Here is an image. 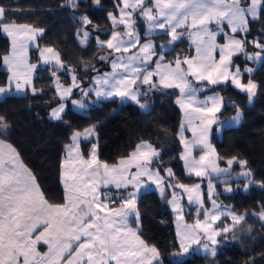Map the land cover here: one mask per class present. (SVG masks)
Returning a JSON list of instances; mask_svg holds the SVG:
<instances>
[{"label":"snow or ice","instance_id":"obj_1","mask_svg":"<svg viewBox=\"0 0 264 264\" xmlns=\"http://www.w3.org/2000/svg\"><path fill=\"white\" fill-rule=\"evenodd\" d=\"M93 2L97 6L101 4V0ZM68 5L75 9L79 7V0H68ZM116 7L118 14H107L113 29L110 38L95 37L99 49L108 51L107 56L101 55L98 59L109 61L112 71L95 77L92 87H80L74 70L65 67L55 48L45 46L40 49L42 65H51L45 70L54 78L58 96L49 119L67 124L65 111L69 100L79 110L88 108L86 101L98 103L119 99L122 103L131 101L148 111L150 92L177 89L176 103L183 110L187 127L193 134L191 141L186 140L182 127L184 153L181 159L188 174L209 176L210 199L214 194L211 174L229 178L223 181L227 192L232 191L230 179L242 180L245 191L253 185L264 189V180L254 176L246 159L222 157L209 143L212 125H216L218 131L224 128L218 115L224 108V98L217 92L200 100L198 94L204 91V85L194 86L199 82L213 86L230 83L246 93L251 103L260 89L252 76L255 70L247 65L242 70L233 58L243 55L253 63L264 60V36L249 41L246 35L250 31V20L264 16V0H118ZM9 12L0 3V31L11 38V54L2 58L11 75L7 85L0 86V96L29 91L38 95L43 89L34 85L33 76L41 65L29 63L27 53L30 44L39 47L37 41L44 36L45 29L16 23L9 18ZM137 14L148 22L143 40L133 19ZM77 19L80 22L77 39L86 47L92 37L88 25H93V21L86 14ZM225 23L231 34L225 33V42L218 43L217 36L224 31ZM212 24L216 25L215 29L209 27ZM178 29L191 30L189 35L195 45V55L178 56L174 61H168L165 51L185 34ZM157 30L170 38L167 45H157L153 41L152 36ZM238 33L241 35L237 36ZM249 45L255 50L249 52ZM89 66L85 64V67ZM150 66L154 68L150 70ZM61 71L73 73L70 86L61 83L57 75ZM144 85L148 87L143 88ZM74 89H79L80 99L72 98ZM93 96L95 99L91 100ZM234 107L236 115L232 121L238 124L242 113L238 106ZM9 130L7 119L0 116V264H164L160 250L147 243L139 230L138 200L141 189L147 190L151 185L159 189L161 196L170 188L182 189L188 194L189 203L198 205L197 216H200L203 200L199 184L189 186L179 182L171 168L164 170L166 177L162 176L161 170L153 167L154 161L159 163L160 152L143 141L117 163L102 161L97 152L95 124L82 131L73 130L61 163L62 202L52 203L41 190L36 176L23 163L20 153L8 142ZM82 141L91 142L87 158L81 152ZM196 146L204 152L198 159L193 157ZM234 165L239 172H233ZM171 195L168 203L179 222L178 247L170 253L173 264L182 260L193 245H199V250L214 257L217 245L237 238L235 233L228 234L244 220L243 215L220 209L212 200V210L204 209L203 219L198 218L188 225L183 223L184 209L179 204L182 196L175 191ZM222 216H230L232 224L213 227ZM259 218L264 220V205ZM130 219L135 222V228ZM202 240L205 243H201ZM40 245L47 246V251H39Z\"/></svg>","mask_w":264,"mask_h":264},{"label":"trees","instance_id":"obj_2","mask_svg":"<svg viewBox=\"0 0 264 264\" xmlns=\"http://www.w3.org/2000/svg\"><path fill=\"white\" fill-rule=\"evenodd\" d=\"M116 1L101 0L98 7L93 0H79V7L75 9L68 5V0H0V3L10 10L9 18L16 23L43 27L45 33L39 40V49L45 46L55 48L65 67L74 70L78 78L85 79L91 73L100 72L102 60L98 58L107 54V51L99 49L95 37L105 40L109 36L111 26L107 14L116 12ZM84 14L97 26L88 25L89 29H94V35L86 47L77 39V30L80 28L77 17ZM138 28L143 40L145 24H138ZM262 36L264 16L250 24L247 40ZM154 39L159 43L168 37L156 36ZM39 49L31 52L34 64H39ZM254 50L249 45L248 51ZM9 51L10 41L0 31V86L8 82V73L2 69V58ZM185 55L192 56L193 49L187 40H182L165 54V58L174 61L178 56ZM233 62L240 66L247 65L243 56L235 57ZM85 64L91 66L85 67ZM48 68L38 67L34 79V85L42 88L43 92L38 95L29 93L23 97H7L0 101V116H4L10 124L8 142L20 153L23 163L36 176L50 202H62L61 163L65 156V145L70 143L73 130L82 131L92 124L97 125V152L102 161L117 163L120 158L128 156L137 144L148 142L161 152L159 163L154 161L153 164V167L161 170V175H165L166 168H171L181 183L190 185L200 182L197 178L186 176L181 159L183 145L179 139V129L182 113L176 104L179 95L177 90L159 89L150 92L148 112L138 105L124 104L115 99L103 102L100 107H94L82 115L75 112L71 102H68L65 112L68 123L53 122L49 119V112L56 106L58 96L53 87L54 78L50 71L45 70ZM68 74L70 72L57 73L65 85L70 83ZM252 76L260 85L253 104L249 103L246 94L236 90L230 83L210 89V92H218L224 98V109L219 114L221 122L236 114L234 105L243 114V122L239 127L224 130L222 140L218 139L215 131L211 141L220 156L246 159L254 176L264 180V60ZM81 148L83 155L88 157L91 142H83ZM221 165L224 166V163L221 162ZM232 184L235 188L233 194L227 196L221 193L218 201L230 206L236 214L245 215L244 220L228 234L231 236L235 233L237 238L222 244L214 257L193 254L176 261V264H264V222L257 217L264 205V189L254 186L245 193L243 181ZM170 196V192L164 196L149 192L138 200L142 238L160 250L164 264H173L170 253L178 247L175 219L168 203ZM209 204L206 198L205 207ZM197 208L186 209L189 222L203 219L204 212L198 217ZM229 222L224 219L220 224ZM132 225H135L134 222Z\"/></svg>","mask_w":264,"mask_h":264},{"label":"crops","instance_id":"obj_3","mask_svg":"<svg viewBox=\"0 0 264 264\" xmlns=\"http://www.w3.org/2000/svg\"><path fill=\"white\" fill-rule=\"evenodd\" d=\"M15 1H19V0H15ZM117 3H118V0L116 1V5H117ZM118 11H119V9L116 7V12H115L114 14H118ZM133 19L136 21V25H135V27H136V30H137V32L140 34L141 39H142V34H141L140 31H139L138 24H140V23H144V24H145V31H144V36H145V33L147 32V24H148V22L142 20V19H141V16L138 15V14H137V15H134V16H133ZM108 21H109L110 26H111L109 33H111V31H112L113 29H112V25H111V22H110L109 18H108ZM257 21H258V20H255V21H251V20H250V23H249V29H250V24H251L252 22H257ZM209 27L215 29V28H216V25H215V24H212V25H210ZM88 28H89V26H88ZM223 28H224V31L221 32V33H219V35L217 36V42H218V43H224V42H225V35H224L225 33L231 34V32H230V27H229L226 23L223 25ZM90 30L92 31V33L94 32V29H90ZM178 31L184 32L185 34L182 36V38H181L180 40H178V41H176L174 44L170 45V46L167 48V50L165 51L164 54L170 52V51L173 49L174 45H176V44L179 43L180 41H182V40H187L188 43H189V46L193 49V55H192V56H194V55H195V45L193 44V39H192V37L189 35V31H191V30H189V31H185L184 29H178ZM248 33H249V32H248ZM248 33H247V34H248ZM247 34H246V35H247ZM3 35H4L6 38H8V40L10 41V51H9V53L7 54V55H10V54H11V38L8 37V36H6L4 33H3ZM240 35H241V34H239V33L237 34V36H240ZM92 36H93V34H92ZM156 36H166L162 31L157 30L156 34L152 36V39H153V41H154L157 45H160V44L167 45V44H168V40L170 39L168 36H167V37H168L167 40H165V41H161V42H159V43L154 39V37H156ZM41 38H42V37L38 38V41H37L38 44H39V40H40ZM109 38H110V37L108 36L105 40H107V39H109ZM37 49H39V47H34V46H32V44L29 45L28 53H27V58H28V62H29V63L34 64V63L32 62V60H31V52L34 51V50H37ZM40 49H42V48H40ZM40 49H39V55H40ZM133 51H135V49H133ZM107 55H108V51H107V54H105V56H107ZM215 55H216L217 58H218V56H219V51H218V50H217V52L215 53ZM239 56H243V55H239ZM239 56H236V57H239ZM234 58H235V57H234ZM234 58H233V59H234ZM243 59L246 60L244 56H243ZM246 61H247V66L254 68L255 71H256V69L261 65V63L263 62V60L260 61V62H258V63H253L252 61H249V60H246ZM39 65H41V67H43V68H45V67H51V65H42V63H41V61H40V58H39ZM240 67H241V69L243 70L244 66L241 65ZM153 68H154V66H150V70L153 69ZM2 69H3L5 72L8 73V79H9L11 73L8 71L7 66L4 65V63L2 64ZM99 70H100L99 73H97V71H96L95 73H91V74H90L87 78H85V79H81V78H78V77H77V79L80 80V82H81V83H80V87H81V88L92 87V86L94 85V79H95V77H97L98 75H102L103 73H106V72H111V71H112V68H111V64H110V62L107 61V60L102 61V63H101L100 66H99ZM255 71H254V72H255ZM254 72H253V74H254ZM72 74H73V73L68 74V76H69V78H70V83H69L68 85H65V84L63 83V81L60 79L61 83L64 84L65 86H70L71 83H72V79H71ZM253 74H252V75H253ZM75 75H76V74H75ZM35 76H36V73H35L34 76H33V83H34ZM76 76H77V75H76ZM154 79H157V80H158V77H155ZM189 79H192V78L189 77ZM246 79H247V74H245V80H246ZM7 83H8V82H7ZM137 84H139V81L137 82ZM202 84L204 85V91H202V92H200V93L198 94L200 100L205 99L207 96H211V95H213L215 92H210V89H211L212 87L219 86V85H215V86H213V85H207L206 82L195 83L194 86H196V87H200ZM221 85H222V84H221ZM53 87H54V82H53ZM233 87H234V86H233ZM234 88H235V87H234ZM54 89H55V88H54ZM235 89H236V88H235ZM175 90H177V89H175ZM236 90H238V89H236ZM177 91H178V90H177ZM238 91H239V90H238ZM178 92H179V91H178ZM239 92H241V91H239ZM29 93L31 94V92L29 91L27 94L0 96V101L4 100V99H6L7 97H10V96L23 97V96L28 95ZM241 93H243V92H241ZM75 94H76V97L74 96ZM243 94H246V93H243ZM219 95H220V94H219ZM246 95H247V94H246ZM178 96H179V95H178ZM220 96H221V95H220ZM72 98H75V99H80V98H81V97H80V93H79V89H74V90H73V97H72ZM177 98H178V97H177ZM255 98H256V96L253 97V99H252V101H251L250 104H253ZM94 99H95L94 96L91 97V100H94ZM110 100H115V99L101 100V101H99L98 103H92L91 101H86V102H88V104H89V106H88V108H87L86 110H79V109L75 108L72 104H71V105H72V108L74 109L75 112H77V113H79V114H82V115H86V114L88 113L89 110L93 109L94 107H100L101 104H102L103 102L110 101ZM176 100H177V99H176ZM68 102H70V100H69ZM68 102H67L66 110H67V108H68ZM127 103L135 104V103H133V102H131V101L124 102V104H127ZM176 104H177V103H176ZM135 105H136V104H135ZM177 106L179 107V105H177ZM179 109L181 110V113H182L181 124H180V129H179V139L181 140V130H182V127H183V133H182V134H183V137H184L186 140L191 141V140L193 139L192 131H191L190 128L187 127V124H186V121H185V118H184V112H183V110H182L180 107H179ZM223 109H224V108H223ZM223 109H222V111H223ZM149 110H150V108H149V106H148V111H149ZM143 111H144V110H143ZM148 111H145V112H148ZM222 111H221V112H222ZM65 112H66V111H65ZM240 112H241V111H240ZM241 113H242V112H241ZM219 114H220V113H219ZM219 114H218V115H219ZM235 115H236V114H235ZM235 115H234V116H235ZM234 116H233V117H234ZM51 121L56 122V121H54V120H51ZM242 122H243V114H242L241 120H240V122H239L238 124H236L234 121H232V117L229 118L228 120H226L225 122H223V124H224V128H223L221 131H218V130H217L216 125H212V127H211V131H210V133H209V137H208L209 143L212 144V141H211V140H212L213 133H214L215 131L217 132L218 139H219V140H222L224 130H226V129H230V128H237V127H239V126L242 124ZM83 142H89V141H82V142H81V145H82ZM181 143H182V142H181ZM182 145H183V152H182V154H183V153H184V144L182 143ZM212 146H213V144H212ZM213 147H214V146H213ZM214 148H215V147H214ZM81 152H82V148H81ZM159 152H160V151H159ZM216 152H217V150H216ZM82 154H83V152H82ZM203 154H204V152L201 150V147H200V146H196V147L193 148V157H195V158L198 159L199 156H201V155H203ZM160 155H161V152H160ZM181 157H182V155H181ZM85 158H87V157H85ZM182 160H183V159H182ZM183 163H184V161H183ZM224 166H225V165H224ZM224 166L221 165V167H224ZM133 171H135V169H133ZM172 171H173V170H172ZM239 171H240V169H239L237 166L234 165V166H233V172H239ZM173 173H174V172H173ZM185 173H186V176H187V177H193V178H197V179L200 180V182H197V183H194V184H190L189 186H192V185H195V184H199V185H200L201 199L204 201V189H205V188H206V192L209 194V189H208L209 176L206 175L205 177H196V176H194V175H189L188 172H187V170H186V168H185ZM210 178H211V182H212V184H213V186H214V188H213V193H214V194L212 195L213 197L219 196L221 193L224 194V195H227V196L232 195L233 192H234V188H233V184H232V183H233V182H238V181L235 180V179H230L229 182L232 184V185H231V186H232V191H231V192H227V191H225V184H224L223 181L226 180V179H229V178H227V177H217L215 174H211V175H210ZM241 181H242V180H241ZM241 181H239V182H241ZM254 186H256V185L249 186L248 189H247V191L244 190V192H245V193H248V192L250 191V189H251L252 187H254ZM172 191H175L178 195H179L180 193H183V195H184V199H183V200L179 199V204H180L181 207L184 209V213H183V215H184V220H183V223H186V224H188V225H192V224H194L196 220H195L194 222H189V221L187 220V218H186V209H187V207H190V208L198 207V205L195 204V203H189V201H188V194H187V193H184L182 189H179V188L171 189V188H170V189H168V190L166 191V194H167L168 192L172 193ZM149 192H156L159 196H161L159 189L156 188L155 185H151L147 190L141 189V195H140V197H141L142 195L146 194V193H149ZM166 194H165V195H166ZM139 199H140V198H139ZM171 199H172V195L170 196V199H169V200H171ZM169 207H170V209H171V211H172V214H173V216H174V219H175V220H174V224H175V232H176V237H177V224H178L179 222L177 221L176 213L173 211V208H172V206H171L170 204H169ZM218 207H219L220 209H227V210H229L230 212H233V213H234V211H233V209H232L231 207H224V206H220V205H218ZM211 210H212V208H211L209 211H211ZM235 214H236V213H235ZM243 216L245 217V215H243ZM257 217L259 218V215H257ZM224 219H228V220L230 221L229 223H227L228 225H231V224H232V221H231V217H230V216H222L221 219H220L219 221H217L215 225H213V227H219L221 221L224 220ZM259 219H260V218H259ZM260 220H261V219H260ZM261 221L264 222V220H261ZM133 222H134V221L130 219V224H131V226L135 228V227H136V224H135V222H134L135 225L133 226V225H132ZM233 228H234V227H233ZM139 230H140V218H139ZM201 243H205V241L202 240ZM177 244H178V237H177ZM220 246H221V245H217V254H218V249H219ZM38 250L41 251L42 253H43V252H46V251H47V246H45V245H40V246H38ZM193 254H195V255H199V256H202V257H212V256H209V255L205 254L202 250H199V245H193V249L190 250L189 253L185 255V258H188L189 256H191V255H193ZM217 254H216V255H217Z\"/></svg>","mask_w":264,"mask_h":264},{"label":"rangeland","instance_id":"obj_4","mask_svg":"<svg viewBox=\"0 0 264 264\" xmlns=\"http://www.w3.org/2000/svg\"><path fill=\"white\" fill-rule=\"evenodd\" d=\"M141 19L142 20H144V21H146V19H144L142 16H141ZM93 35H94V33H92ZM225 122V121H224ZM223 123V122H222ZM148 143V142H147ZM166 173H165V175H162V176H165L166 177ZM232 185V184H231ZM233 188H234V186H233ZM234 190H235V188H234ZM243 190H244V188H243ZM180 196H182V198H181V200H183L184 199V195H183V193H180L179 194ZM206 198L208 199V201H209V206L208 207H205V200H206ZM212 200H215L216 201V204L217 205H220V206H224V207H230V206H227V205H224V204H222L221 202H219L218 201V196H216V197H213V196H211V199L209 198V194L206 192V188L204 189V201H203V209H201L200 210V213L203 211L204 212V209H207V210H210L211 208H212ZM187 208H189V207H187ZM235 213V212H234ZM196 215H197V212H196ZM238 215V214H237Z\"/></svg>","mask_w":264,"mask_h":264},{"label":"water","instance_id":"obj_5","mask_svg":"<svg viewBox=\"0 0 264 264\" xmlns=\"http://www.w3.org/2000/svg\"><path fill=\"white\" fill-rule=\"evenodd\" d=\"M98 7H100V5Z\"/></svg>","mask_w":264,"mask_h":264}]
</instances>
